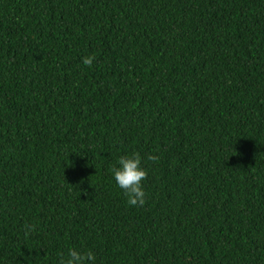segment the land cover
Listing matches in <instances>:
<instances>
[{"label": "trees", "instance_id": "obj_1", "mask_svg": "<svg viewBox=\"0 0 264 264\" xmlns=\"http://www.w3.org/2000/svg\"><path fill=\"white\" fill-rule=\"evenodd\" d=\"M69 248L264 264V0H0V264Z\"/></svg>", "mask_w": 264, "mask_h": 264}, {"label": "clouds", "instance_id": "obj_2", "mask_svg": "<svg viewBox=\"0 0 264 264\" xmlns=\"http://www.w3.org/2000/svg\"><path fill=\"white\" fill-rule=\"evenodd\" d=\"M95 56H86L82 59L85 67H91ZM149 160L156 157L150 156ZM113 178L117 187L122 190L129 206L143 207L146 203V193L143 190V181L147 171L142 166V157L139 153L121 156L112 168ZM30 230V229H29ZM59 264H97V256L92 250L80 251L69 248L66 255H62Z\"/></svg>", "mask_w": 264, "mask_h": 264}]
</instances>
